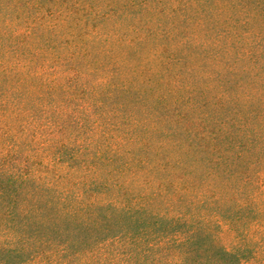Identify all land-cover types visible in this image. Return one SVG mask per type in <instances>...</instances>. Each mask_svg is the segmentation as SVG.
Masks as SVG:
<instances>
[{"label": "rangeland", "instance_id": "1", "mask_svg": "<svg viewBox=\"0 0 264 264\" xmlns=\"http://www.w3.org/2000/svg\"><path fill=\"white\" fill-rule=\"evenodd\" d=\"M60 3L0 0V85L8 87L16 78L19 88L10 92V102L0 104V233L12 235L0 246V264L175 261L174 248L150 249L137 259L140 247L130 237L141 233L137 222L168 224L179 213L201 209L203 193L208 201L211 191L221 193L225 181L213 165L219 149L214 139L243 145L241 125L263 117L261 104L249 102L250 85L228 82L221 71L222 41L215 39L228 23L214 22V14L191 1L188 11L167 1L164 12L158 6L152 14L140 12L139 19L135 10L121 28L112 29L115 42L126 33L124 49L115 55L127 56L123 67H116L128 74L130 91L112 90L107 97L112 136L102 141L92 135L94 126L67 117L77 113L75 92L65 98L64 114L52 110L47 95L41 104H36L40 93L25 97L31 85L39 89L34 71L48 77L58 70L66 83L68 72L76 80L74 74L84 70L79 60L65 66L66 49L80 36L69 31L66 40ZM2 66L10 74L2 73ZM98 76L89 75L87 84ZM121 76L112 77V84L121 83ZM1 86L9 99V88ZM255 88L262 97L260 80ZM105 142L106 149L97 147ZM153 237L140 238L165 234ZM218 237L223 245L232 244L228 230Z\"/></svg>", "mask_w": 264, "mask_h": 264}, {"label": "trees", "instance_id": "2", "mask_svg": "<svg viewBox=\"0 0 264 264\" xmlns=\"http://www.w3.org/2000/svg\"><path fill=\"white\" fill-rule=\"evenodd\" d=\"M167 1L170 6L173 5V0H60V19L66 40L69 31L80 36L74 45L67 47L65 66L70 67L69 65L79 60L78 63L83 65L84 70L74 74L77 75L76 80H73L74 77L68 72L66 83H63L58 70L50 72L48 77H43V73L38 75L39 71H34L37 79L40 78V84H37L39 89L31 85L25 97L40 93L36 104H41V101L45 100L44 95H47L46 103L52 106V110L59 109L64 114L65 98L75 92L73 98L79 99L80 102L74 105L77 113L70 112L67 115L69 120L87 126L90 124L94 126L92 135L102 141L110 139L112 134L108 125L112 123V118L104 107L107 97H110L112 90L130 91L128 74L118 72V67H123L125 61L121 62L127 56L115 55L117 49H124L123 35L126 33L117 35L115 42L116 34L113 36L111 30L118 29L128 21L131 15L135 14V10L139 19L143 16L140 12L152 14L158 6L159 13L164 12ZM176 1H182L183 4L178 6L180 9L173 5L175 10L188 11L191 1L193 7L200 6L208 13L214 14V22L228 23L225 34H220L218 37L221 38L215 39L222 41L223 59L220 62L225 67L221 71L228 82H239L243 88L250 85L247 86L251 90L249 102L261 104L263 109L264 93L261 97L255 85L257 80H260L264 90V0ZM110 39L113 40V45ZM71 41L70 39L66 42ZM1 72L10 74V69L2 66ZM92 73L99 74L100 79L98 82L87 84V77ZM116 76H121L122 81H113L112 84L111 78ZM69 79L70 81H67ZM95 87L101 88L102 94L97 93L98 89ZM2 88H9L8 94L15 93V88L18 92L16 78L15 82ZM77 91L79 93L76 96ZM12 96L13 94L7 99L6 95L0 92V104L2 101L6 105ZM225 96L227 97L228 93ZM261 111L262 118L257 119V113H254L256 121H245L239 128L238 136L244 140L243 145L240 143L237 146L235 141L226 137L223 138V144L214 139L219 149L213 165L217 166L225 181L221 193L211 191L209 201L203 193L200 196L203 201L198 204L202 205L201 209L190 215L179 213L176 217L164 218L168 219V224L163 220H154L155 222L149 224L137 222L141 233H133L130 236L134 238L132 243L140 247V252L136 253L137 259L149 255L150 249L174 248L176 252L172 255H177L178 258L166 264H264V110ZM221 130L225 136L230 132L227 128ZM97 147L106 149V142ZM210 156L212 158L211 154ZM90 169L91 167L88 171ZM85 170L87 168L83 169V172ZM26 176L21 178L26 179ZM218 203L225 207L224 211ZM169 223L170 227L165 228ZM223 229L230 232L232 244L229 247L219 240L218 233ZM157 231L163 232L165 237H157L151 241L140 238L142 235H151L154 238L153 235ZM8 234L6 231L0 233V246H7L5 237Z\"/></svg>", "mask_w": 264, "mask_h": 264}]
</instances>
